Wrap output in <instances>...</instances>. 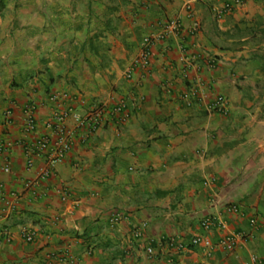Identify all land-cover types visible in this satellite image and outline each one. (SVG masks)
I'll return each instance as SVG.
<instances>
[{
	"label": "crops",
	"instance_id": "crops-1",
	"mask_svg": "<svg viewBox=\"0 0 264 264\" xmlns=\"http://www.w3.org/2000/svg\"><path fill=\"white\" fill-rule=\"evenodd\" d=\"M228 1L0 0V139L11 142L0 149V264H165L168 236L226 233L238 234L233 250L191 245L175 264H264V0L219 14ZM176 17L180 30L126 77L143 37ZM197 85L203 95L187 105ZM51 92L67 96L53 102ZM219 94L227 114L207 108ZM118 101L125 119L113 113ZM93 105L106 106L104 122L83 142L78 130L39 179L48 153L28 166L27 151L39 137L53 144L52 111L72 127L71 113ZM209 215L224 227L204 230ZM24 227L36 230L32 241Z\"/></svg>",
	"mask_w": 264,
	"mask_h": 264
},
{
	"label": "built area",
	"instance_id": "built-area-1",
	"mask_svg": "<svg viewBox=\"0 0 264 264\" xmlns=\"http://www.w3.org/2000/svg\"><path fill=\"white\" fill-rule=\"evenodd\" d=\"M241 2L242 0L228 1L224 4V7H222V10L219 12V14L225 11L229 12L233 5L240 4ZM186 8H188V5ZM180 27L181 23L179 18H171L163 22L157 32L145 35L141 42V48L136 57L133 59L131 66L125 72V76L128 78L131 77L133 70L137 67L147 68L149 65L152 46L157 41L177 33L180 30ZM183 61L188 63L189 58L185 57ZM214 63L215 61L213 59L209 61L210 66H213ZM202 95L203 93H201L200 87L197 85L192 87L189 96L184 97V100L187 105H191L193 98H199L200 96L202 97ZM66 96V93L51 92L49 94V99L53 102H57L59 99H63ZM35 108L36 107L33 104H28L25 108L24 122L27 131L33 130L36 125L33 118ZM207 108L208 110L216 111L221 114H227L229 110L227 99L221 94L212 98L207 104ZM107 112L108 111L105 105H93L84 114L72 112L71 116L74 124L72 127H67L65 124L67 113L54 109L51 116L45 122V126L47 128L53 129L55 131L54 142L51 145L48 142V139L45 137L37 138V140L33 142V151H27V165H32L33 155H40L47 152L48 156L46 159V165L39 174V179H44L56 166V164L62 160L65 153L71 149L73 141L76 137V132L78 130L81 131L85 129L84 132H81L79 139L82 142L86 141L88 135L104 122ZM113 113L118 115V119H125L128 116L125 103L123 101H118L113 108ZM10 144V141H2L0 139V149L4 145L8 146ZM1 169L4 172H8L9 166L7 164H3ZM25 185L30 186V183L27 182ZM229 210L237 211V208L235 206H230ZM117 219V214H112L111 220L115 222ZM200 224L201 227L206 231L216 226L224 227V222L215 215L206 216L202 219ZM142 226H144V223L140 227H136L134 229V237L139 239L142 238ZM22 235L26 241H32L36 235V230L33 227H24L22 229ZM5 239L7 241L9 240V236L7 234ZM237 239L238 234L226 233L221 236L217 242H213L206 234H196L191 238L189 243H185L181 237L174 235L168 236L164 240L160 241V243L163 242L165 244L166 250L168 252L165 259V264H175L173 256L187 250L191 245H201L206 249L207 253H210V251L214 250L215 248L231 251L235 247ZM144 248L148 258H153L155 256V245L151 240L145 243ZM68 257L69 259L72 258L71 255H68Z\"/></svg>",
	"mask_w": 264,
	"mask_h": 264
},
{
	"label": "rangeland",
	"instance_id": "rangeland-1",
	"mask_svg": "<svg viewBox=\"0 0 264 264\" xmlns=\"http://www.w3.org/2000/svg\"><path fill=\"white\" fill-rule=\"evenodd\" d=\"M4 5L6 7H40L42 0H5Z\"/></svg>",
	"mask_w": 264,
	"mask_h": 264
}]
</instances>
